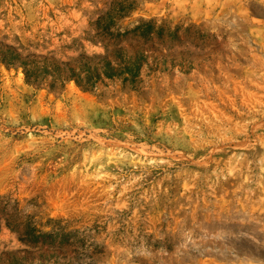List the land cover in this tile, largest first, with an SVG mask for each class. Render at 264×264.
<instances>
[{"label":"rangeland","instance_id":"1","mask_svg":"<svg viewBox=\"0 0 264 264\" xmlns=\"http://www.w3.org/2000/svg\"><path fill=\"white\" fill-rule=\"evenodd\" d=\"M0 264H264V0H0Z\"/></svg>","mask_w":264,"mask_h":264}]
</instances>
